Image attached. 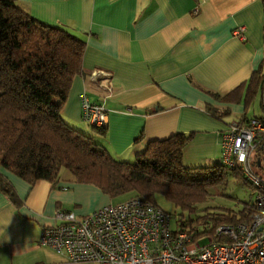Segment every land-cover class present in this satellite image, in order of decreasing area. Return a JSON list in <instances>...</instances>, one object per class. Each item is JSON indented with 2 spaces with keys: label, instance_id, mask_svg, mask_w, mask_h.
Wrapping results in <instances>:
<instances>
[{
  "label": "crops",
  "instance_id": "crops-1",
  "mask_svg": "<svg viewBox=\"0 0 264 264\" xmlns=\"http://www.w3.org/2000/svg\"><path fill=\"white\" fill-rule=\"evenodd\" d=\"M38 21L63 27L86 44L82 74L62 110L64 121L107 149L117 161L133 163L148 144L194 134L183 154L186 168L220 163L221 135L233 122L264 116L259 94L248 112L244 90L264 73V0H19ZM246 27V41L234 31ZM98 73L97 77H92ZM103 105L107 133L89 131L81 96ZM259 100L261 115L253 104ZM209 108L221 116H213ZM17 202L0 191V264L72 263L39 244L58 211L87 216L112 199L94 184L61 170L56 184L33 185L1 169Z\"/></svg>",
  "mask_w": 264,
  "mask_h": 264
},
{
  "label": "trees",
  "instance_id": "trees-1",
  "mask_svg": "<svg viewBox=\"0 0 264 264\" xmlns=\"http://www.w3.org/2000/svg\"><path fill=\"white\" fill-rule=\"evenodd\" d=\"M86 47L69 30L33 18L19 0H0V191L17 202L1 169L31 185L56 184L66 169L77 181L96 185L112 199L135 193L157 205L155 197L162 195L176 207L196 212L208 200L209 190L223 183L228 173L221 163L184 166L183 154L193 133L152 141L135 162L128 163L115 160L93 137L64 121L62 110L74 79L82 74ZM240 89L248 112L255 98L264 96L263 71L255 72ZM209 112L220 116L217 110L209 108ZM257 118L264 121V116ZM249 119L245 116L242 121ZM93 129L106 136V126ZM257 150H264V134ZM252 212L250 205L239 215L203 216L187 222L215 228L242 222Z\"/></svg>",
  "mask_w": 264,
  "mask_h": 264
},
{
  "label": "built area",
  "instance_id": "built-area-1",
  "mask_svg": "<svg viewBox=\"0 0 264 264\" xmlns=\"http://www.w3.org/2000/svg\"><path fill=\"white\" fill-rule=\"evenodd\" d=\"M246 27L234 36L246 41ZM93 73L92 77H97ZM83 121L107 125L103 105L81 96ZM264 121L253 117L228 125L221 135L220 163L253 188V212L239 223L208 227L175 220L140 196L78 217L58 211L59 224L47 227L39 244L66 255L72 263L93 264H264V150L255 156ZM206 230H209L206 232ZM206 241V244L202 242Z\"/></svg>",
  "mask_w": 264,
  "mask_h": 264
},
{
  "label": "rangeland",
  "instance_id": "rangeland-1",
  "mask_svg": "<svg viewBox=\"0 0 264 264\" xmlns=\"http://www.w3.org/2000/svg\"><path fill=\"white\" fill-rule=\"evenodd\" d=\"M259 104V100H256L252 106L255 114L257 115H261L262 113ZM85 125L89 131L91 130L95 132L92 126L87 123ZM95 142L97 143V141ZM259 152L260 151H256L254 153V161H256L255 156L258 155ZM227 173L228 175L225 181L218 187L211 188L209 190L210 196L208 200L199 205L194 213H190L176 207L162 195H157L155 197V202L159 207L172 215L174 222L175 220L180 219L183 221H189L190 219L196 220L197 218L203 216L212 218L216 215H225L226 213H235L239 215L245 207L253 204L255 200V192L252 187H250L242 178H239V176L234 174L231 170H227ZM127 195H132L133 197L139 194L129 193ZM206 217L202 220H206ZM195 222H187V224L194 227V225H197ZM205 228L206 227L203 225L198 226L200 232L204 231ZM206 243V241L202 242V244Z\"/></svg>",
  "mask_w": 264,
  "mask_h": 264
}]
</instances>
